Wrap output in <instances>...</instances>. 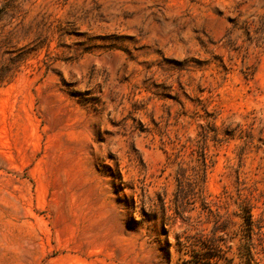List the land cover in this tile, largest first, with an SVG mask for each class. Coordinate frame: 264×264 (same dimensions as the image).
I'll return each instance as SVG.
<instances>
[{"label": "rangeland", "instance_id": "1", "mask_svg": "<svg viewBox=\"0 0 264 264\" xmlns=\"http://www.w3.org/2000/svg\"><path fill=\"white\" fill-rule=\"evenodd\" d=\"M3 2L0 264H194L239 189L264 264V0Z\"/></svg>", "mask_w": 264, "mask_h": 264}, {"label": "trees", "instance_id": "2", "mask_svg": "<svg viewBox=\"0 0 264 264\" xmlns=\"http://www.w3.org/2000/svg\"><path fill=\"white\" fill-rule=\"evenodd\" d=\"M7 11V3H2L0 7V19ZM7 37H2L0 34V47L6 42ZM0 67V81L4 80L5 75L8 71V68ZM218 135V133H217ZM183 185V181L180 180V186ZM195 193V192H194ZM177 201V200H176ZM236 203V208L233 212L229 210H225L222 208L221 203L219 201H214L216 205V210H210V213L213 215V227L209 232L205 231V228H201L199 232H196L194 235V239L178 235L177 242L181 247H186V252L192 257V261L194 264H228L230 262V258L226 254V250L223 249L221 245L222 236L217 235L219 231L224 234H229V231L233 232V234H242L243 241L240 243V247L245 248L246 254L245 263L246 264H257L256 258L252 253V249L254 247L252 239L253 234L255 233V229L260 226L257 223V220L254 218L253 214V205L251 203V199L244 195L243 192L239 189L237 192V196L234 198ZM179 204L175 206V212L178 214H182L179 211ZM166 210V208H165ZM231 214L237 215L240 218V221H235L231 219ZM191 218V216H188ZM168 222L164 220V228L168 225ZM182 239V240H181ZM239 247V248H240ZM240 248V249H242ZM241 256L243 255L244 252Z\"/></svg>", "mask_w": 264, "mask_h": 264}]
</instances>
